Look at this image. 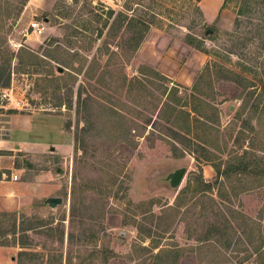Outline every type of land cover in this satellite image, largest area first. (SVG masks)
<instances>
[{
    "label": "rangeland",
    "instance_id": "1",
    "mask_svg": "<svg viewBox=\"0 0 264 264\" xmlns=\"http://www.w3.org/2000/svg\"><path fill=\"white\" fill-rule=\"evenodd\" d=\"M224 3L0 0V119H37L34 145L0 150L2 179L29 184L19 210L0 211L7 264H149L152 239L181 247L179 264H211L191 249L215 229L232 243L247 230L264 190L242 193L236 172L219 178L212 165L225 172L234 152L264 142V97L259 74L246 73L256 87L240 113L246 90L219 79L240 63L254 69L228 36L235 10ZM134 21L149 26L136 50ZM169 91L190 115L178 127L163 106ZM193 108L214 121L219 151L194 138L206 132ZM182 167L175 191L164 177Z\"/></svg>",
    "mask_w": 264,
    "mask_h": 264
},
{
    "label": "trees",
    "instance_id": "2",
    "mask_svg": "<svg viewBox=\"0 0 264 264\" xmlns=\"http://www.w3.org/2000/svg\"><path fill=\"white\" fill-rule=\"evenodd\" d=\"M224 4L225 6L232 5L235 10L233 27L228 36L233 39V46L241 50L240 60L247 64H253L254 68L250 69L245 67L244 63H240L239 72L228 70V73L232 77L227 75L226 77L219 78L220 80L232 82L237 87L246 90L240 107V113H242L249 106L250 100L253 99L254 87H256L252 78L248 79V73L253 74V76H258L259 74L262 84L258 89H260V98L264 97V0H225ZM135 25L134 40L136 43L134 50L141 44L145 34L149 30V26L144 23L135 22ZM1 26L2 23L0 24V29ZM1 45L2 43H0ZM213 65L225 70V67L221 65L211 64V66ZM257 68L261 70H259V73L257 72ZM153 74L155 75V73ZM200 76H202V73ZM254 78L256 79V77ZM3 87H6V85ZM193 91L198 96H204V93L196 90V84L193 87ZM165 98L167 102L163 106H165L169 122L173 127H178L179 119L182 116H186L189 119L190 115L182 110L184 105H181V101L174 92L169 91ZM210 108L212 111H217L215 106L210 105ZM261 112L258 119L259 122L264 124V109ZM192 113L197 115L194 120L201 123L200 125L203 126L206 132L204 137L198 135L194 138L204 146L219 151V131L216 127H212L214 121L210 117L198 115L194 108L192 109ZM257 153H261L262 155H258ZM207 154L210 155L207 161L211 163V153L208 152ZM229 160H231L232 165L227 164L225 172H221L220 167L212 165L217 177L228 179L236 172L240 176L237 181L241 183L240 188L242 189V193L247 194L254 190H264V142L257 146V149L254 148V145H251L249 150H244L241 154L234 152V155ZM1 179L2 176L0 174ZM206 185L207 187L211 186L210 184ZM184 189L178 193L177 198L182 197ZM243 218L245 222L244 227L247 230L241 229L240 238H236L235 242L232 243L229 236L219 229H215L212 235L208 236L207 240H210V243L191 249L195 258L198 259L200 254H207L213 257V260L210 261L211 264H233L232 261L242 254V257H239L238 261L234 262V264H264V203L261 213L256 218ZM149 249V264H179L180 258L183 255L181 247H159L156 245L154 239H152ZM155 250L156 252H154ZM250 259L251 261L247 262ZM201 261L202 259L199 260V263Z\"/></svg>",
    "mask_w": 264,
    "mask_h": 264
},
{
    "label": "crops",
    "instance_id": "3",
    "mask_svg": "<svg viewBox=\"0 0 264 264\" xmlns=\"http://www.w3.org/2000/svg\"><path fill=\"white\" fill-rule=\"evenodd\" d=\"M1 126L5 128L7 138H0V150L8 149L12 146L27 148L34 145L31 141L34 137L37 119L30 113H12L6 120L0 119ZM36 146V145H35ZM58 147V146H57ZM56 147V149H57ZM64 146L58 147V152H63ZM29 184L21 183L13 178L0 180V211L16 212L21 208L25 191ZM7 247L0 246V264H7Z\"/></svg>",
    "mask_w": 264,
    "mask_h": 264
},
{
    "label": "water",
    "instance_id": "4",
    "mask_svg": "<svg viewBox=\"0 0 264 264\" xmlns=\"http://www.w3.org/2000/svg\"><path fill=\"white\" fill-rule=\"evenodd\" d=\"M208 32L211 33V31ZM59 70L61 72V70L63 69L60 68ZM185 174H186V168L182 167L175 169L174 171L170 172L164 177V182L167 183L171 189L177 191L183 181ZM60 202H61L60 199H54L52 201V204L56 205L59 204Z\"/></svg>",
    "mask_w": 264,
    "mask_h": 264
},
{
    "label": "built area",
    "instance_id": "5",
    "mask_svg": "<svg viewBox=\"0 0 264 264\" xmlns=\"http://www.w3.org/2000/svg\"><path fill=\"white\" fill-rule=\"evenodd\" d=\"M31 28L35 32H40L43 29L42 26H41V24L39 22H33V23H31ZM2 97L3 98H8L7 93L4 92L3 95H2Z\"/></svg>",
    "mask_w": 264,
    "mask_h": 264
}]
</instances>
